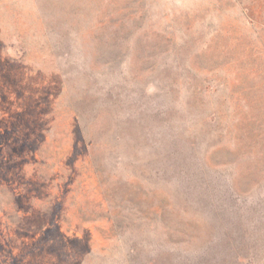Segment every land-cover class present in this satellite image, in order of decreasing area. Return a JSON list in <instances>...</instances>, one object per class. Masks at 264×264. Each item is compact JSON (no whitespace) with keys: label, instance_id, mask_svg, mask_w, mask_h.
<instances>
[{"label":"rangeland","instance_id":"obj_1","mask_svg":"<svg viewBox=\"0 0 264 264\" xmlns=\"http://www.w3.org/2000/svg\"><path fill=\"white\" fill-rule=\"evenodd\" d=\"M0 264H264V0H0Z\"/></svg>","mask_w":264,"mask_h":264},{"label":"trees","instance_id":"obj_2","mask_svg":"<svg viewBox=\"0 0 264 264\" xmlns=\"http://www.w3.org/2000/svg\"><path fill=\"white\" fill-rule=\"evenodd\" d=\"M23 187H20L19 190H24L22 189ZM23 194L26 196V203L30 205L33 209H38L41 211H44V215L41 217L43 222H47L48 225L53 226L55 225V213L56 209L59 208L60 204L54 200V199H46V198H41L35 195V193H26L22 191ZM38 207V208H37ZM54 211V213H50V211Z\"/></svg>","mask_w":264,"mask_h":264}]
</instances>
